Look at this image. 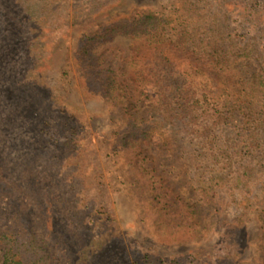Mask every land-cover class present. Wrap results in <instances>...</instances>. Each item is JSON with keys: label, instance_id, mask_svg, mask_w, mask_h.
Listing matches in <instances>:
<instances>
[{"label": "rangeland", "instance_id": "374dc122", "mask_svg": "<svg viewBox=\"0 0 264 264\" xmlns=\"http://www.w3.org/2000/svg\"><path fill=\"white\" fill-rule=\"evenodd\" d=\"M178 1L11 0L13 9L3 24L6 34H0L6 54L0 79H9L0 81V172L14 191L0 194V231L28 221L57 264H264L262 102L243 91L251 108L228 124L200 137L168 131L156 135L142 166L168 205L158 215L147 208L145 175L121 149L125 115L90 87L77 59L81 40L101 27L139 14H169ZM202 1L205 25L210 29V16L217 17L231 60L240 59L238 71L264 72V31L246 22V0H225L223 5ZM202 34L200 47L206 40ZM133 43L118 34L93 48L101 69L113 72L124 89H131ZM245 51L249 56L242 58ZM194 56L203 60L207 54L198 50ZM196 80L200 94L212 90L208 75L200 73ZM13 83L27 89L29 100L24 95V103L12 106L5 99L7 85ZM230 96L236 100L239 95ZM69 139L75 140L77 151L64 145ZM246 168L257 171L249 187L242 188L237 179ZM186 201L198 206L205 221V231L196 238L191 235L193 221L184 213ZM240 219L244 224L232 247L229 229Z\"/></svg>", "mask_w": 264, "mask_h": 264}, {"label": "trees", "instance_id": "16d2710c", "mask_svg": "<svg viewBox=\"0 0 264 264\" xmlns=\"http://www.w3.org/2000/svg\"><path fill=\"white\" fill-rule=\"evenodd\" d=\"M209 1L215 5L218 3L223 5L225 0ZM246 2L244 6L246 22L262 26L264 31V0ZM12 6L11 0H0L2 36L6 34V27L3 24L9 17ZM210 19L212 26L217 24L216 16H210ZM207 22V7L202 0L193 2L179 0L169 14H139L131 19H122L103 26L97 32L83 38L77 51V59L89 79L90 87L99 90L106 99L115 102L125 115L126 132L119 137L121 149L131 154L133 166L140 171V175H145L141 181L146 188L147 208L158 215H161L168 205L164 202L165 198L160 195L158 183L144 173L142 166L147 157L145 155L147 149L155 145L157 134L168 131L173 136L185 134L204 136L207 131H212V128L228 124L233 116L243 114L245 109L251 108V100L242 99L243 91L248 93V97L253 96L262 102L264 110V72H255L251 75L240 73L236 68V63L240 59L231 60L224 46V34L218 31L217 25L208 29L209 26L205 25ZM64 28L62 26V29ZM207 29L208 32L205 34ZM201 32L204 37L206 35L202 47L198 41ZM118 34L134 39L129 59L131 89L119 86L116 75L109 70L101 69L93 55L95 45L110 41ZM198 50L207 54L206 58L195 59L194 51L197 53ZM0 51L2 54L1 48ZM6 51L9 52L8 48ZM5 55L3 53L0 56L2 67L5 65ZM242 56L247 58L249 54L245 51ZM200 73L211 77L213 91L204 89L203 94H200L202 86L196 80V75ZM2 74L0 71V75ZM8 80L4 76L0 79L2 84L8 83ZM7 86L10 93L5 95V99H10L12 106L21 101L24 103V95L28 96L29 100L27 89H21L18 83ZM5 89L1 86V92H5ZM230 92L238 93L236 100L230 96ZM2 96L4 97V93ZM64 145L71 151H77L78 146L73 139L67 140ZM256 171L249 168H246L244 173L242 171L237 179L238 186L248 188ZM5 182L7 181L0 172L1 195L9 193L10 190L14 191L9 189ZM10 194L12 203H17L13 193ZM179 198L185 201L182 197ZM183 204L184 213L193 221L191 235L196 238L205 231V221L200 218L196 204L192 205L189 201ZM260 222L264 231V211L260 215ZM237 224L229 229V245L232 247L237 246L238 233L244 221L240 219ZM261 243L264 253V234ZM0 264H57V260L48 246L39 240L31 224L23 220L19 227L14 226L0 231ZM161 264L178 263L171 261Z\"/></svg>", "mask_w": 264, "mask_h": 264}]
</instances>
